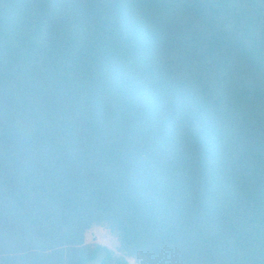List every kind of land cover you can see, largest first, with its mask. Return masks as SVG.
<instances>
[{"label": "trees", "instance_id": "1", "mask_svg": "<svg viewBox=\"0 0 264 264\" xmlns=\"http://www.w3.org/2000/svg\"><path fill=\"white\" fill-rule=\"evenodd\" d=\"M98 254L264 264V0H0V264Z\"/></svg>", "mask_w": 264, "mask_h": 264}, {"label": "rangeland", "instance_id": "2", "mask_svg": "<svg viewBox=\"0 0 264 264\" xmlns=\"http://www.w3.org/2000/svg\"><path fill=\"white\" fill-rule=\"evenodd\" d=\"M86 242L90 244H101L112 250H116L118 241L107 229L103 227H94L92 230L86 233ZM101 255L98 254L95 259L85 264H100ZM128 264H136L132 258H127Z\"/></svg>", "mask_w": 264, "mask_h": 264}, {"label": "crops", "instance_id": "3", "mask_svg": "<svg viewBox=\"0 0 264 264\" xmlns=\"http://www.w3.org/2000/svg\"><path fill=\"white\" fill-rule=\"evenodd\" d=\"M95 227H97V226H95ZM93 228H94V227H93ZM93 228H91L90 230H92ZM90 230H89V231H90Z\"/></svg>", "mask_w": 264, "mask_h": 264}]
</instances>
